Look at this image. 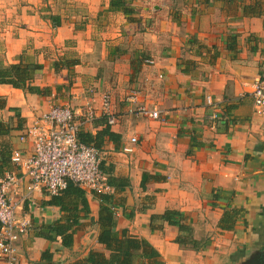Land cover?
<instances>
[{"label":"crops","instance_id":"obj_1","mask_svg":"<svg viewBox=\"0 0 264 264\" xmlns=\"http://www.w3.org/2000/svg\"><path fill=\"white\" fill-rule=\"evenodd\" d=\"M109 1L50 13L58 25L36 5L0 22V65H40L26 81L36 92L0 82V174L17 169L12 150L31 152L18 136L36 115L90 103L97 114L79 135L98 148L108 183L36 193L20 264H117L127 240L138 243L131 264H264V117L251 97L264 0H127L130 21ZM132 90L158 118L132 111ZM104 91L114 123L99 112ZM166 211L181 213L189 238L178 242Z\"/></svg>","mask_w":264,"mask_h":264},{"label":"built area","instance_id":"obj_2","mask_svg":"<svg viewBox=\"0 0 264 264\" xmlns=\"http://www.w3.org/2000/svg\"><path fill=\"white\" fill-rule=\"evenodd\" d=\"M139 95V90H132L125 97L132 106L135 104L132 111L158 118L157 109L138 103ZM251 97L254 112L264 117V65L252 84ZM100 101L99 112L108 123H114L110 93L102 92ZM96 114L90 103L79 113L69 105H52L21 130L18 137L32 141L31 152L12 150L10 162L17 169L0 174V264H20L18 242L31 227L25 206L35 203L36 193L55 196L69 182L97 192L108 188L98 148L82 141L79 135L80 125L92 121ZM123 151L131 152L132 148L126 146Z\"/></svg>","mask_w":264,"mask_h":264},{"label":"trees","instance_id":"obj_3","mask_svg":"<svg viewBox=\"0 0 264 264\" xmlns=\"http://www.w3.org/2000/svg\"><path fill=\"white\" fill-rule=\"evenodd\" d=\"M109 6L111 9L121 10L124 14L127 15L128 21H130L132 19L131 14L134 13V9L130 4L127 3V0H110ZM49 18L51 19V21L54 25H58V23H59L58 17L49 16ZM229 47L231 49V45ZM38 68H40L39 64H34L31 67L24 66L21 63L9 64L7 66L0 65V82L11 84L14 87L26 89L29 92H36L39 89L37 87L30 86V85L26 84V81L29 78H31L33 71L35 69H38ZM2 102L3 101H1V98H0V107L3 104ZM82 141H84V140H82ZM72 185H73V183L69 182L65 189L71 187ZM55 196H57V195H55ZM102 198H104V197H102ZM174 217H177V219H174ZM103 218L105 219V221L107 223H110L108 213H106ZM162 218L167 220L169 223L176 225L178 227L179 233H180V235L177 239L178 242L181 243L184 241V239H182V237L189 238V236H191L190 226L187 223L182 222L180 220L181 213L176 212V211H166L162 215ZM104 231H106V232H103L105 234V238L100 236V240L104 241L103 243L106 244L107 246H110L109 240H107L108 231L107 230H104ZM196 243L197 242L194 240L191 241L192 245H195ZM136 247H138V243L136 242V240H127L125 242V245L122 242H119L117 248L119 250V253L121 254V257L120 256L114 257L115 262L117 264H131V262H130L131 259L129 257V251H131V249H136ZM45 254L46 253H44L43 255L45 256Z\"/></svg>","mask_w":264,"mask_h":264},{"label":"rangeland","instance_id":"obj_4","mask_svg":"<svg viewBox=\"0 0 264 264\" xmlns=\"http://www.w3.org/2000/svg\"><path fill=\"white\" fill-rule=\"evenodd\" d=\"M91 1L92 0H0V22H2V17L7 18V20L8 18L12 19L19 7L23 6L29 5L31 6L30 8H33V6L36 5L37 8L40 7V10L43 11L42 15L50 16L52 12L64 13L84 10L88 8ZM6 8H11V10L7 11L10 12L9 14L5 12ZM6 13L7 15H5Z\"/></svg>","mask_w":264,"mask_h":264}]
</instances>
